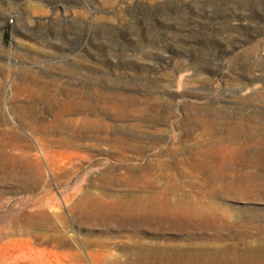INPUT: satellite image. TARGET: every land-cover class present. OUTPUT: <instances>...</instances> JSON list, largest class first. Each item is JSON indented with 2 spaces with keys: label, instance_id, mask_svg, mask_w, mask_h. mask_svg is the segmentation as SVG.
Returning a JSON list of instances; mask_svg holds the SVG:
<instances>
[{
  "label": "rangeland",
  "instance_id": "374dc122",
  "mask_svg": "<svg viewBox=\"0 0 264 264\" xmlns=\"http://www.w3.org/2000/svg\"><path fill=\"white\" fill-rule=\"evenodd\" d=\"M263 67L264 0H0V264H264Z\"/></svg>",
  "mask_w": 264,
  "mask_h": 264
},
{
  "label": "bare ground",
  "instance_id": "6f19581e",
  "mask_svg": "<svg viewBox=\"0 0 264 264\" xmlns=\"http://www.w3.org/2000/svg\"><path fill=\"white\" fill-rule=\"evenodd\" d=\"M202 16V15H201ZM204 19V18H203ZM207 19V18H206ZM202 21V20H201ZM209 21V20H208ZM205 22V21H204ZM206 22H207V20H206ZM80 59V58H79ZM62 62L63 63H70L71 61L69 60V59H67V58H65V59H62ZM78 63V61H76L74 64H77ZM80 64V63H79ZM81 65V64H80ZM8 66H9V64H8ZM12 66V65H11ZM82 66V65H81ZM80 66V67H81ZM16 68V67H15ZM264 68V67H263ZM10 70V69H9ZM263 77V76H262ZM262 79V78H261ZM256 80H258V79H256ZM47 82V81H46ZM52 82V81H51ZM255 83V82H254ZM24 87V86H23ZM47 87V86H46ZM248 87V85L247 86H244V87H242L240 90H242V89H244V88H247ZM15 89H16V94L18 93V92H21V91H23V90H25L24 88H21V87H15ZM249 89V88H248ZM248 91V90H247ZM10 92H12V91H10ZM24 93H26V92H24ZM37 93V92H36ZM27 94V93H26ZM16 97H18V96H16ZM21 97H23V96H21ZM60 98V97H59ZM56 99V98H55ZM78 100V99H77ZM82 105V104H81ZM94 105V104H93ZM76 107V106H80V103L78 102V101H76V99L75 98H72V99H70V100H67L66 102H64V104H63V107H61V109L59 110V113H57V118H60V119H63L64 118V114H66L72 107ZM89 108H91V107H89ZM88 108V109H89ZM73 109V108H72ZM90 110V109H89ZM56 115V114H55ZM56 118V119H57ZM70 120H72V119H70ZM73 121V120H72ZM75 121H78L80 124H81V122H84V123H89V122H91L92 121V119H91V117H90V113H85V114H83V115H81L80 117H78V119H76ZM67 122V121H66ZM71 124V123H70ZM86 125V124H85ZM85 127V126H84ZM61 130V129H60ZM134 202H136V201H134ZM155 202V201H154ZM151 203V202H150ZM183 203V202H182ZM195 204H197V203H195ZM135 205V204H134ZM169 205V204H168ZM182 204H180V202H178V204H177V207H175V208H178V206H180V209H181V206ZM133 206V205H132ZM152 206V205H151ZM171 206V205H170ZM198 206V205H197ZM196 205H193V204H183V212H185V213H187V215H189V216H196V217H198V218H200V217H206V215H205V212L206 211H203L204 210V208H203V210L201 209V208H199V206L197 207ZM203 205H201L200 207H202ZM154 207V206H153ZM145 209V208H144ZM167 209V208H166ZM179 209V210H180ZM148 210V209H147ZM154 210V209H153ZM170 210V209H169ZM150 212V211H149ZM151 212H152V208H151ZM154 212H156V211H154ZM181 213V212H180ZM206 213H208V212H206ZM143 214V213H142ZM177 214V213H176ZM179 214V213H178ZM147 215V214H146ZM169 216H171V215H169ZM151 217V216H150ZM154 218V217H153ZM191 218V217H190ZM152 219V218H151ZM213 219V218H212ZM246 245V244H245ZM215 251V250H214ZM198 253V252H197ZM209 257V256H208ZM194 260V259H193ZM210 260H212V259H210ZM196 262V261H195ZM201 262V261H200ZM192 263V262H191ZM197 263V262H196ZM203 263V262H202ZM194 264V263H193ZM210 264V263H209ZM211 264H212V262H211Z\"/></svg>",
  "mask_w": 264,
  "mask_h": 264
}]
</instances>
